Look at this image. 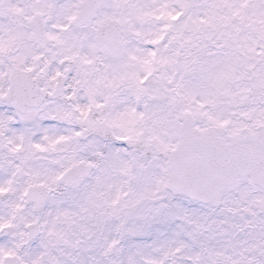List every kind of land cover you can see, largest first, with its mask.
<instances>
[{
    "label": "snow or ice",
    "instance_id": "6c2138e0",
    "mask_svg": "<svg viewBox=\"0 0 264 264\" xmlns=\"http://www.w3.org/2000/svg\"><path fill=\"white\" fill-rule=\"evenodd\" d=\"M0 264H264V0H0Z\"/></svg>",
    "mask_w": 264,
    "mask_h": 264
}]
</instances>
